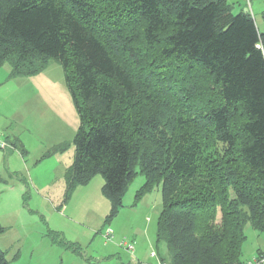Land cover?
I'll use <instances>...</instances> for the list:
<instances>
[{
	"label": "trees",
	"instance_id": "trees-1",
	"mask_svg": "<svg viewBox=\"0 0 264 264\" xmlns=\"http://www.w3.org/2000/svg\"><path fill=\"white\" fill-rule=\"evenodd\" d=\"M53 59L80 118L66 200L101 174L110 221L139 169L138 198L162 185L169 264H243L246 225L264 233V31L250 10L0 0V68L34 76ZM0 264H10L1 247Z\"/></svg>",
	"mask_w": 264,
	"mask_h": 264
},
{
	"label": "rangeland",
	"instance_id": "rangeland-1",
	"mask_svg": "<svg viewBox=\"0 0 264 264\" xmlns=\"http://www.w3.org/2000/svg\"><path fill=\"white\" fill-rule=\"evenodd\" d=\"M240 3L264 31V0ZM10 70L7 63L0 68V131L4 138L9 133L21 139L26 153L23 156L13 146L0 150L19 157L7 156L0 171V223L5 228L0 247L9 263L156 264L153 251L168 262V244L157 240L162 185L138 198L145 177L137 169L122 208L110 221L111 204L103 193L101 174L78 186L66 200V171L74 162L80 118L63 68L53 59L34 76L11 78ZM220 218L218 213V222ZM245 232L244 263L264 249V233L250 223Z\"/></svg>",
	"mask_w": 264,
	"mask_h": 264
},
{
	"label": "crops",
	"instance_id": "crops-1",
	"mask_svg": "<svg viewBox=\"0 0 264 264\" xmlns=\"http://www.w3.org/2000/svg\"><path fill=\"white\" fill-rule=\"evenodd\" d=\"M229 2H230V4L233 5L234 10L237 11V12H235V13H238V12H240V11H242V10L245 11L243 5L240 3V0H229ZM246 7H247V4H246ZM5 138H6V141H7L11 146H13V147L19 149L23 156L25 155L24 152L26 153V151H25L26 149L24 148V147H25V146H24V142H22L21 139L17 138L16 136H12V137H11V136H9V133H8V136H6ZM13 141H14V142H13ZM0 150H1V149H0ZM23 151H24V152H23ZM75 154H76V150H75ZM7 156H9V157H8V160H9V159H12V158L18 160V158H19V157L17 158V157H15V156H12L11 153H9V154H5L4 152H3V153L0 152V171H1V168L4 167V161L6 160V157H7ZM74 157H75V155H74ZM4 158H5V159H4ZM74 159H75V158H74ZM26 165H28V164H26ZM21 173H22V172H21ZM30 176H31V175H30ZM58 191H61V187L58 188ZM261 250H262V249H261ZM263 251H264V249H263ZM137 252L139 253V255H142V254H143V252H142V250H141L140 248H138V251H137ZM158 254H159L160 257L163 258V256H162L161 253L158 252Z\"/></svg>",
	"mask_w": 264,
	"mask_h": 264
},
{
	"label": "built area",
	"instance_id": "built-area-1",
	"mask_svg": "<svg viewBox=\"0 0 264 264\" xmlns=\"http://www.w3.org/2000/svg\"><path fill=\"white\" fill-rule=\"evenodd\" d=\"M11 147L12 146L4 138L3 132L0 131V149L8 150ZM108 236H110L109 233H108ZM128 249L133 250V247L128 246ZM151 256L157 260L156 264H169L167 261H164L162 258H160L158 253H156L155 251L152 252ZM243 264H264V251L261 254H258L257 256H255L254 259L249 260Z\"/></svg>",
	"mask_w": 264,
	"mask_h": 264
},
{
	"label": "water",
	"instance_id": "water-1",
	"mask_svg": "<svg viewBox=\"0 0 264 264\" xmlns=\"http://www.w3.org/2000/svg\"><path fill=\"white\" fill-rule=\"evenodd\" d=\"M249 11V9H245V12H248Z\"/></svg>",
	"mask_w": 264,
	"mask_h": 264
}]
</instances>
